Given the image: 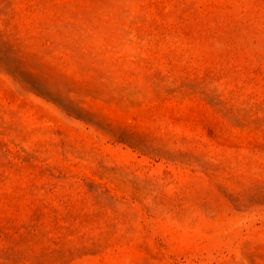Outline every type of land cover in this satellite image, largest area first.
<instances>
[{
	"label": "rangeland",
	"instance_id": "1",
	"mask_svg": "<svg viewBox=\"0 0 264 264\" xmlns=\"http://www.w3.org/2000/svg\"><path fill=\"white\" fill-rule=\"evenodd\" d=\"M0 264H264V0H0Z\"/></svg>",
	"mask_w": 264,
	"mask_h": 264
}]
</instances>
